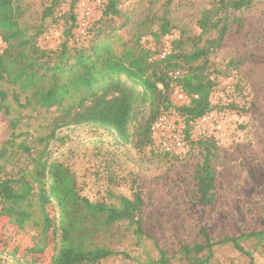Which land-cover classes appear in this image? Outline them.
Returning a JSON list of instances; mask_svg holds the SVG:
<instances>
[{"label":"trees","instance_id":"16d2710c","mask_svg":"<svg viewBox=\"0 0 264 264\" xmlns=\"http://www.w3.org/2000/svg\"><path fill=\"white\" fill-rule=\"evenodd\" d=\"M61 1L54 0L41 16L52 24L62 23L64 40L53 50L39 45L47 30L43 22L33 28L27 25L26 0H0V115L7 118L9 131L0 148V219H7L19 233L29 228L36 232L20 254L17 247L0 249V263L39 264L49 250V264H100L117 254L114 241L126 233L138 241L147 238L140 188L132 182L130 196L115 194L109 186L114 177L106 176L108 164L105 169L88 165L94 159L116 160L118 149L141 153L148 148L157 156L178 159L196 147L200 157L193 177L196 199L201 207L212 205L216 190L212 162L218 148L204 138L194 143L191 129L203 126L200 117L213 109L241 110L232 104L212 105L217 83L211 76L219 71L210 68L208 56L228 30L227 10L248 8L252 0H220L203 10L196 37L186 36L166 14L147 16L133 42L122 44L120 51L113 48L111 24L114 18L124 21L119 29L128 24L127 12L120 9L124 0H100V17L78 36L73 33L79 31L81 14L75 7L82 0H70L66 12L57 10ZM211 31L216 37L199 46ZM165 39L170 41V54L154 59ZM254 60L250 56L247 62ZM175 86L198 98L189 106H176ZM171 110L178 111L187 125L182 137L188 149L182 156L160 152L150 137L153 120ZM46 114L50 122L29 132V119ZM93 176L107 181L104 192L94 199L83 194L84 184H79ZM261 226L259 231L217 241L201 229L202 243L180 247L178 264H211L215 248L226 246L254 264L246 246L264 254V216ZM145 264L172 262L159 250L156 262Z\"/></svg>","mask_w":264,"mask_h":264},{"label":"rangeland","instance_id":"374dc122","mask_svg":"<svg viewBox=\"0 0 264 264\" xmlns=\"http://www.w3.org/2000/svg\"><path fill=\"white\" fill-rule=\"evenodd\" d=\"M219 1L124 0L120 9L122 12H127L129 22L123 29H119L124 21L114 18L111 24L115 30L114 33L111 32L113 48L120 51L122 44L133 42L138 31L142 29L143 21L147 16L153 15L166 14L186 36H199L197 20L201 12L217 6ZM53 2L54 0H26L28 6L26 23L33 28L43 22L47 30L38 39L39 45L54 50L64 40L62 23L52 24L50 18L44 20L41 18L42 10ZM69 2L70 0H62L57 10L68 11ZM90 5L93 15L88 20V24L92 25L100 17V12L93 3ZM227 11L228 30L221 45L215 47L208 56L210 68L219 71L217 76L214 74L211 76L217 83L211 95V103L217 108L232 104L241 110L238 112L213 109L217 113L216 122L196 126L191 129L190 135L194 143H197L199 138H204L214 142L218 148L217 157L212 162L216 170L214 203L201 207L196 199L193 177L200 163L196 147H192L191 150L189 147V154L178 159L157 156L148 148L137 153L129 147L118 149L116 160L112 162L104 163L102 160L94 159L88 165H101L99 169H102L108 164L105 167H108L106 176L108 178V175L112 174L115 180L111 185L108 183L113 193L130 196L132 182L140 188L144 201L141 213L142 230L147 236L138 241L130 233H126L124 238L114 241L117 254L100 264L155 263L159 257V250L166 252L172 264H178L180 247L202 243L201 229L206 230V233L216 241L262 229L264 0H252L248 8ZM75 12L81 14L79 7H75ZM222 14L220 13L219 16ZM73 34L78 36L83 33L79 29ZM215 37L214 31L204 34L199 46H203L207 40ZM141 43L145 45L144 39ZM250 56H254L255 60L248 63L247 59ZM29 120L31 126L28 130L33 132L39 123L50 122V115H39L36 120ZM217 125L221 126V131L216 130ZM8 133L7 118L0 115V148L7 140ZM103 138L105 143L110 140L108 136ZM82 179L79 181V184H84L82 193L93 199L98 193L102 194L107 185L106 179L102 181V177ZM34 234L36 232L30 228L25 234L19 233L7 219H0V249L15 250L17 247V253L20 254L31 244L30 236ZM246 248L252 251L254 264H264V254L253 250L252 246L248 245ZM50 254V251L46 250L39 264H49ZM0 264H9V262L4 261ZM211 264H248V262L245 257L226 246L215 248Z\"/></svg>","mask_w":264,"mask_h":264},{"label":"built area","instance_id":"2783aa9c","mask_svg":"<svg viewBox=\"0 0 264 264\" xmlns=\"http://www.w3.org/2000/svg\"><path fill=\"white\" fill-rule=\"evenodd\" d=\"M91 3L95 6H99L101 1L94 0V2H90L88 0H82L79 3V9L81 11L79 29L81 33H84L88 25V20L93 15ZM169 46V39H165L162 49L154 56V59L166 58L170 54ZM151 49L153 48L151 47ZM177 76V72L172 74L174 79H176ZM197 98L198 96L196 94H188L181 86H175L172 92L173 103L180 107L191 105ZM216 119L217 113L215 111H209L200 117L199 122L201 125H208L211 122H216ZM186 128L185 118L182 117L178 111L171 110L159 114L150 126V137L154 148L167 154L185 155L187 147L183 141L182 135ZM216 130L221 131V126L217 125Z\"/></svg>","mask_w":264,"mask_h":264}]
</instances>
